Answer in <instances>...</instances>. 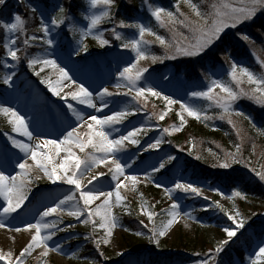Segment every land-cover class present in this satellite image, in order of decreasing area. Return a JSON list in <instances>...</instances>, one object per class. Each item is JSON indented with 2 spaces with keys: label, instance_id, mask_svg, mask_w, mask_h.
<instances>
[{
  "label": "rangeland",
  "instance_id": "rangeland-1",
  "mask_svg": "<svg viewBox=\"0 0 264 264\" xmlns=\"http://www.w3.org/2000/svg\"><path fill=\"white\" fill-rule=\"evenodd\" d=\"M83 1L86 9L80 13L81 17L79 20L70 14L72 18L71 25L66 20L65 24L59 29H53L51 35L54 38V44L52 46L44 45L42 40H38L34 46L27 49L26 55L23 51L18 53L21 57L18 63L7 56V49L4 46L7 39L15 37H9L5 30L0 27V107L12 108L22 115L29 126V130L33 132L34 136H38L40 140H56L57 143L63 140L66 132L70 131L72 127H76L79 130L82 139H87V127L86 125L84 127L80 126V122L75 119L72 112L68 109L69 103L77 111H80L89 123H91V115H95L98 119H103L106 115H113L116 111L132 112L133 114L129 115L122 123L113 125L110 128L106 127L105 131L110 133V138L119 139L122 135H127L129 131L135 128L147 130L146 133L142 131L135 137V139L139 140V144H131L125 141L122 150L116 153V158L125 165V175L139 177V183L135 186V191L131 190L132 186L127 181L125 183L129 187L121 188V195L125 199L119 206L111 208V213L118 217L119 223L113 230V236L110 238L111 242L108 245H101L98 250L93 239H86V237L93 236L95 239H99L104 235V230L98 226L100 223L99 217H93L97 221V227L95 233H93L91 223L84 225L80 220H76L65 213L62 214L63 223L59 226L66 230L57 232L47 242L50 249L59 250L52 251L47 257H43L40 255L43 249H37L31 256L25 258V264H141L143 260L150 259V256L160 258L159 264H164V261H167L163 259L164 257L171 258L168 259L171 260L170 264H200V261L205 259L209 260V264H213V261H215V264H227L230 255L234 257L235 248L242 246L245 237L254 236L255 231H258L257 226L262 227L259 230L264 229V202L245 194V199L239 197L234 198V201L227 199L232 193L222 191L220 184H217L218 174L226 176L229 172L236 173L238 168L243 170L247 164L254 166L255 160L249 154L241 157L239 153L240 163H233L227 169L213 167L217 163V157L220 158V162H223L225 155L212 148H204L200 150L202 151L201 153L199 146L195 144L196 141L188 140L187 136H185L182 145L177 147L172 139L183 134L187 128H195L197 130L208 128L215 131L217 129V121L227 124L226 126L234 130L237 135V132L243 129L242 123H245L244 120H246L244 118L238 120L235 115L238 112L237 103L241 97L233 102L230 109L233 113L231 118L236 124V128H233L227 122V118L223 120L219 118L222 109L217 107L213 101L192 97L191 92L207 91L211 86L212 80H221L228 83L234 91H239V89L231 81V78L228 82L223 77L221 70H219L220 73L218 74H212V79L209 81H206L204 74H201V78L195 75V61L200 64V59L197 58H203V54L201 57L177 56L176 59H165L162 63L158 62L155 64H152L150 60H142L137 64L136 53L131 49L123 48L122 42L115 40L111 34V29L118 25L119 20L127 18L123 13H120V16L118 15L117 3L113 1V4L107 8L101 4L93 9L90 8L89 0ZM223 2H231L234 6H238V0H217V4L213 3V5H219ZM63 3L64 0H6L5 5L0 6V21L12 22L15 14H19L26 21L25 34H16L18 36L16 47L23 50L25 46L22 42L26 36L35 34L37 37H42V32L37 31L41 20L50 24L51 19L57 15ZM144 4L151 15L148 0H144ZM178 4L180 11L189 20L195 21L198 19L183 0H179ZM103 10L109 11V17L102 21L91 34L82 36V33H87V27L90 23V20L85 17H90L93 13L98 14ZM213 12L214 9L211 8L208 15ZM173 13L177 19H184L176 9ZM201 13L204 16L207 15L202 11ZM153 18L156 20L155 17ZM135 23L146 25L145 22L139 19ZM157 24L160 28L173 26L169 24L167 27H161L158 21ZM70 27L72 30H70ZM176 27H181L180 30L185 28L180 24H176ZM160 28L159 31L152 30L159 35ZM231 29L236 28L225 29L223 34H226ZM130 30L136 29H121L117 27V31L121 32L125 37H129ZM66 31L71 33V40H68L71 35L68 36L66 34L64 36ZM100 33H103L104 39L109 40V44L104 47H100L98 41L93 38ZM130 38L138 39V31L132 32ZM145 39L154 41L155 37L146 35ZM81 42L87 45L88 51L80 52L77 55L76 49L80 47ZM155 45H159V43L147 45L148 54L159 56L155 54ZM33 56L55 60L72 77V81L63 82L64 87L62 90L57 86L58 91H60L59 95L54 94L47 83L41 82L45 80L56 85L57 80L60 78L58 69L43 65H36L30 68L27 61ZM6 64L8 67L5 66ZM133 64H137V67H148L149 69L138 81L137 87H152L156 91L161 92L162 95L170 96L180 103L191 105L196 109L199 103L207 104L205 108L214 113V115L205 114L207 112L199 110L201 119L196 120L185 114L186 122L182 129L171 132L173 126H179L180 124L179 117L176 115L180 111L179 104L166 106L162 99L148 94L141 98V103H137V101L133 100L132 95H125L128 92V88L124 86L127 85V81L120 77V72L125 67H131ZM201 66L199 68L202 69ZM41 67H43V71H41ZM132 71L134 74L136 69ZM37 72L40 75H37ZM12 73H15V75H12ZM190 74L193 75V82L189 84L188 78ZM9 75H12L9 84L3 83V80ZM244 79L246 80V78ZM76 84H82L92 93L93 102L100 111L81 105L71 99L68 93L76 91ZM117 84L122 85V87L117 88ZM244 84L249 85L245 82L240 85V88ZM69 85L71 86L69 87ZM251 86L254 87V85ZM104 88H107L110 92L117 93L111 97L104 98L108 103L107 107L103 106L99 98V93ZM216 92L219 93L220 90L216 89ZM220 95L224 94L220 93ZM144 104H147L146 108ZM137 108L140 110L137 111ZM162 110L167 111L163 121L159 120L158 116H152L153 112L159 114ZM204 116L212 118L205 120ZM9 118L0 114V172H3L5 176L11 177L20 173L18 164L23 162L24 154L13 147L9 137L22 140L25 143H34V141H29L26 136H20L18 133L12 132L11 125L7 122ZM210 121L212 123H209ZM247 122L249 121L247 120ZM164 128H169L171 135L163 132ZM255 131L257 134L262 135L259 128H255ZM157 139L162 140L159 148H150L149 145L155 143ZM172 144L175 148L172 147ZM166 145L169 146L166 147ZM233 148L236 147H229L228 153H236ZM71 150L80 156L81 159L85 157L86 153L97 157L102 155L101 153H94L90 147L85 149L84 153H81L75 145L71 146ZM45 151H48L47 147ZM65 155V152H61L60 157L56 158V162H62V158ZM197 155L201 159L197 160ZM169 156H174L175 159L171 163H167L160 172H154L153 167H158ZM187 160L188 162H191V160L197 162L196 165L198 163L208 165L209 167L206 170L207 177H203L202 170H200L202 175H197L195 170L191 168L185 171ZM170 168L171 170H169ZM100 172L107 174V167L104 164L94 167L91 174L86 173L82 183L87 185V179L90 178V175ZM148 174L152 175L151 181L144 179ZM37 175L41 178L33 180L27 193V199L15 212L3 215V208L8 205L0 197V221H3L5 225L0 228V252L7 253L12 251L14 256H18L21 249L29 241L30 233L26 231L17 233L15 231L16 228L25 229L28 223H36L43 211L49 207H55L56 203L63 199L65 195L75 192L77 200H79V191L73 185L65 184L62 181L52 183L43 176V173L38 171L32 173L33 177ZM176 182L191 183L201 188L203 194L195 196L177 190L172 194L173 199L169 200L164 193V189L174 188ZM115 183V181L111 180L110 174H107L100 176L98 180H94L91 185H87V188L114 192ZM156 184H160L161 187H156ZM141 193L143 194V200L147 202L145 205L146 209L156 213L151 222L148 221L146 215L141 214ZM205 196L208 199H204ZM102 199L94 201L90 205V210L94 212ZM214 201H219L230 213H232L233 203H235L236 209L241 213L237 220H244V226L238 227V223L229 220L223 212L215 207ZM172 202L180 205L179 211L181 215L177 222L168 230V233L160 238V244L157 246L155 243L150 242L148 237L151 235L153 226L160 227L162 223H166L170 219L167 213ZM70 203L76 204L77 201ZM79 205L83 207V202L79 201ZM152 205H155V207H152ZM64 207L67 209L68 206ZM185 213H191L192 218L186 217ZM125 217L136 219L139 222L140 229L133 231L127 228L124 223ZM60 218L53 214L50 217H46L45 221L48 222ZM84 218L81 217V220ZM254 220L257 222L255 226L253 225ZM70 225H74V227H69ZM224 228L235 231L236 235L229 238L226 232L223 231ZM137 232H142L143 235L138 236L135 234ZM43 234H47V232ZM223 240H227L228 244L224 246V250L217 256L215 249ZM90 247L93 250H90ZM260 247H264V236L260 240L255 237L254 243L247 247L245 264H251L256 259V253ZM100 251H103L104 256L100 255ZM179 258L184 260L183 263L176 262ZM0 264H6V261H0ZM232 264H239V262L233 260ZM259 264H264V261H260Z\"/></svg>",
  "mask_w": 264,
  "mask_h": 264
},
{
  "label": "snow or ice",
  "instance_id": "snow-or-ice-1",
  "mask_svg": "<svg viewBox=\"0 0 264 264\" xmlns=\"http://www.w3.org/2000/svg\"><path fill=\"white\" fill-rule=\"evenodd\" d=\"M183 2L191 9L194 16L198 18L197 20H189L188 17L180 11L179 4L176 6V11L179 12L180 16H183L184 19H177L172 11H166L163 7H153L149 5V9L151 15L155 17L161 27H167L169 24L175 27L176 24H180L183 27L188 28V30L194 34L191 40L187 36H184L183 33H179L182 40H175L174 36V42H169L164 37L157 35L152 28L144 24H128L123 20L119 21L118 25L111 29V34L114 36L115 40L122 42L123 48L131 49L136 53L137 64L142 60H150L152 64L158 62L162 63L165 59H176L177 56L201 57L202 54L209 55L212 46L216 41L222 38L225 29L236 28L238 25H242L246 21L252 20L259 10L264 9V0H238V6H234L231 2H223L219 5H213L214 12L206 17L201 13L198 5L193 3L192 0H183ZM5 3L6 0H0V6L5 5ZM89 4L90 8L93 9L101 4L107 8L113 4V0H89ZM109 15L110 13L108 10H103L98 14L93 13L90 17H85L90 20V23L87 27V33H82V36L91 34L102 21L109 17ZM66 20L71 25L72 18L66 15V10L63 7H60L57 15L51 19L50 24L41 20L40 27L37 31L42 32V37H37L35 34L26 36L22 42L25 46L23 50L16 47L18 40L16 34H25L26 21L19 14L14 15L12 22L0 21V27L5 30L9 37H15L7 39V42L4 45L7 49V56L10 57L12 61L18 63L21 59L18 53L23 51L26 55L27 49L34 46L38 40H42L44 45L49 47L52 46L54 44V38L51 35L53 29H59L65 24ZM117 27L134 28L138 31L139 38H126L121 32L117 31ZM70 30H72L71 27ZM169 30L172 31L171 28ZM146 35L154 36V41L145 39ZM93 38L98 41L100 47L109 44V40L103 38V33L95 35ZM242 38L247 40L248 36L245 35ZM151 43H159V45L165 49V55L163 57L149 55L147 45ZM87 51V45L81 42L80 47L76 49V54L79 55L80 52ZM27 62L30 68L36 65H43L58 69L60 78L57 80L56 85H53L49 81H41L42 83H47L50 90L56 95L60 94L57 86L62 90L64 87V81H72V77L69 73L65 71L63 67H60L55 60L33 56L28 59ZM137 64H133L131 67H125L124 70L120 72V77L127 81V85L124 86L128 88V92L125 93V95H132L133 100L137 101V103H141V98L148 94L162 99L166 106L179 104L180 111L177 112L176 115L179 117L180 124L179 126H173L171 132L180 131L182 129L186 122L185 114L196 120L201 119V112L191 105L180 103L178 100H175L170 96L162 95L161 92L156 91L152 87H137L138 81L141 80L144 73L149 71L148 67H137ZM5 66L8 67L7 64ZM261 67H264V61H261ZM133 69H136L134 74L132 71ZM41 71H43V67H41ZM36 74L40 75L39 72ZM12 75H15V73H12ZM12 75L7 76L3 80V83L9 84ZM228 75L231 77V81L235 83L239 91H234L228 83L221 80H212L211 86L207 91H192L191 96L213 101L217 107L222 109L219 118L222 120L227 118V122L231 124L233 128H236V124L231 118L233 113L230 111L233 102L241 96H247L249 99H255L258 102L264 103V74L257 76L248 68L240 67L236 63H232ZM244 78H246V80ZM245 82L249 85H254V87L249 91H245L243 88H240V85ZM70 86L71 85H69V87ZM116 87L120 88L122 85L117 84ZM216 89H219L220 92L217 93ZM220 93H223L224 95H220ZM116 94L117 93L110 92L107 88H104L103 91L99 93V98L103 106H108L107 101L104 99L105 97H111ZM68 95L71 96L72 100L77 101V103L86 105L96 111H100L97 105L93 102L92 93L82 84H76V91H70ZM144 107L146 108L147 104H144ZM153 107H155V105H153ZM68 109L72 112L75 119L80 122L81 127L86 125L88 130L86 140L81 138L80 132L76 127H72L70 131H67L63 140L59 141V143H57L56 140H40L38 136H34L33 132L29 130V126L22 115L12 108L0 107V114L10 117L7 122L11 125V131L18 133L20 136H26L29 141H34V143H25L22 140H17L11 136L9 137L13 147L19 149V151L24 154V158L23 162L18 164L20 173H18L17 176L9 177L5 176L3 172H0V197H2L8 205L3 208V215L13 213L21 207L27 199V193L33 180L41 178L39 175L35 177L32 176V173L36 171L43 173V176L52 183L62 181L65 184L73 185L75 189L79 191V200H77L75 192L65 195L63 199L56 203L55 207H49L47 210L43 211L40 214V219L36 223H28L25 229L16 228L15 231L17 233L21 231L29 232L30 239L21 249L18 256H14L12 251H8L7 253L0 252V261H6V264H25V258L31 256L37 249H43V251L40 252V255L43 257H47L52 251L59 250L50 249L47 242L50 241L57 232L66 230L59 226L63 223L62 214L65 213L76 220H80L84 225L91 223L93 233H95L97 227V221L93 217H99L100 223L98 226L104 230V235L99 239H95L94 236L86 237V239H93L98 250L101 248V245H108L111 242L110 238L113 236V230L119 223L118 217L111 213V208L119 206L125 199V197L121 195V188L129 187L125 181L130 182V185L132 186L131 190L133 191H135V186L139 183V177L125 175V165L116 158V153L122 150L125 141H128L131 144H139V140L135 139V137L142 131L146 133L147 130L135 128L134 130L129 131L127 135H122L119 139L110 138V133L105 131L106 127L110 128L113 125L122 123L123 120L133 113L130 111H116L113 115H106L103 119H98L95 115H91V123H89L88 120L85 119V116L80 111H77L71 103L68 104ZM136 110L139 111L140 109L137 108ZM166 115L167 111L163 110L159 114L156 112L152 113L153 117L158 116V119L161 121L165 119ZM235 115L243 116L244 114L242 112H236ZM203 118L208 120L212 117L204 116ZM244 118L248 119L246 116ZM163 132L171 135L169 128H164ZM237 135H240L239 131L237 132ZM161 143L162 140L157 139L155 143L150 144L149 147L156 149L159 148ZM72 145H75L81 153H84L85 149L90 147L93 149L94 153H101L102 155L97 157L93 154L86 153L85 157L81 159L80 156L76 155L71 150ZM46 147L48 148V151H45ZM209 151H211V149H209ZM61 152H65L66 155L62 158V162L57 163L56 158L60 157ZM239 153L240 145H236V153H226L223 162H220V158L217 157V163L214 164L213 167L227 169L230 168L233 163H240V158L238 156ZM189 154L191 155V153ZM174 159V156H169L167 160L161 162L158 167L154 166L153 171L160 172L161 169L165 168L167 163H171ZM196 159L199 160L201 157L197 155ZM100 164H104L107 167V174H110L111 180L116 182L114 192H105L103 190L87 188V185H91L92 182L98 180L100 176L107 175L104 172L90 175V178L87 179V185L82 183L85 174H91L92 169L98 167ZM253 171L256 172V175L261 181H264V170L256 171V169L253 168ZM144 179L146 181H151L152 175L148 174ZM155 186L158 188L161 187L160 184H156ZM177 190L195 196H201L203 194L201 188L194 186L191 183L180 182H176L174 188H165L164 193L169 200H172V194ZM140 197L142 201L141 214L146 215L148 221L151 222L156 213L146 209L145 205L147 202L143 200L142 193L140 194ZM236 197L241 199L246 198L242 191L234 190L232 191L231 196L227 197V199L234 201V198ZM101 198L103 199L101 203L96 206L95 211L93 212L90 210V205H92L94 201L101 200ZM204 199H208V197L205 196ZM72 201H77V203L71 204L70 202ZM79 201L83 202V207L79 205ZM213 203L229 220L238 223V227L244 226V220H237V218L241 216V213L236 209L235 203H233L232 213H230L229 210L219 201H214ZM66 205L68 206L67 209L64 207ZM152 207H155V205H152ZM179 209L180 205L178 203L172 202L170 204V210L167 213L168 216H170V219H168L166 223H162V226L160 227H152L151 235L148 237L150 242L159 246L160 238L168 233V230L180 217L181 214ZM53 214H56L61 218L46 222L45 218L50 217ZM129 214L131 213L129 212ZM184 215L188 218H192L191 213H185ZM81 217L85 218L81 220ZM141 223H143V221H141ZM4 226V222L0 221V228ZM185 226L187 227V225ZM69 227H74V225H70ZM145 227H147V225H145ZM223 231L226 232L229 238L236 235L235 231L229 230L228 228H224ZM44 232H47V234H43ZM135 234L138 236L143 235L142 232H137ZM227 244V240H223L219 243L215 249L217 256L224 250V246ZM100 255L104 256L103 251H100ZM197 255L199 254L197 253ZM260 261H264V247L259 248V251L256 253V259L253 260L251 264H259ZM200 264H209V260H202L200 261ZM213 264H215V261H213Z\"/></svg>",
  "mask_w": 264,
  "mask_h": 264
},
{
  "label": "trees",
  "instance_id": "trees-1",
  "mask_svg": "<svg viewBox=\"0 0 264 264\" xmlns=\"http://www.w3.org/2000/svg\"><path fill=\"white\" fill-rule=\"evenodd\" d=\"M113 1L117 3L118 15L120 16V13L126 15L127 18L123 20L125 23L134 24L137 19H139L145 22L150 28L159 31L160 27L157 21L149 14L144 0ZM178 2L179 0H148L149 5L163 7L172 12L176 9ZM192 2L196 3L200 10L207 14L206 16H209L208 13L210 9L213 8V3L217 4V0H192ZM83 5L82 0H64L62 7L72 15H78ZM170 28L172 31L169 30ZM180 28L181 27L175 28L173 26L160 28L159 35L169 42H174V36L175 40H182L179 33H183V35L187 36L190 40L193 38L194 34L192 32L185 28L180 30ZM132 32H129V37L126 36V38H130ZM245 35L248 36L247 40L241 38ZM154 51L155 54L159 56L165 55V49L160 45H155ZM201 60L203 61L202 64L204 67L207 64L206 61L210 62V67L208 66L204 73L206 81L212 79L210 75L211 72L217 74L219 70H221L223 77L229 82L231 77L228 73L232 63H236L240 67L248 68L257 76L264 74V67H261V61H264V9L259 10L252 20L246 21L244 24L237 26L236 29H231L226 34H223L222 38L216 41L215 45L211 48L209 55H204ZM197 72L202 73L201 71ZM191 80L192 78L190 77L189 83H191ZM252 87L253 86L247 84L242 86L245 91H249ZM206 105L207 104L199 103V109H197L202 112H207L205 114L214 115V113L205 108ZM237 111L244 114L243 116H237L238 120H241L245 116L248 117V119L244 120L245 123H242L243 129L240 130L239 137L235 134L234 130L226 126L227 124L217 121V129L215 131L209 130L208 128L204 130L187 128L183 134L175 137L172 141L175 143L176 147L181 146L185 136H187L188 140L192 142L196 141L195 144L199 146V151L204 148H212L223 155L229 152V147L240 145L241 157L248 154L251 155L255 160V165L247 164L243 170L238 168L236 173L229 172L226 176L218 174L219 178L217 179V184H220V187L227 192L240 190L243 194L253 196L264 202V181H261L256 175V172L253 171V168H255L256 171L264 170V134L259 135L255 131V128H259L260 131L264 133V103L258 102L255 99H249L247 96H241L237 103ZM247 120L249 122H247ZM209 123H212V121ZM172 147L175 148L173 144ZM233 149L236 151V148ZM200 152L202 153V151ZM196 164L197 162L193 160H191V162L187 160L188 168L194 169L197 175H202L200 172V170H202L203 177H207L206 170L209 166L204 163ZM124 223L130 230L138 231L140 229L139 222L134 218L125 217ZM253 225H257V222H254ZM257 227L258 231H255L254 237L260 240L264 236V229L259 230V228L262 227ZM245 240H247L249 245L253 243V237L245 238ZM89 249L93 250L92 247ZM242 251L243 250L240 252ZM163 259L167 260L164 261V264L171 263V260H168L171 259L170 257H164ZM183 261L182 258H179L176 262L183 263ZM159 263L160 258H154L153 256H150V259H145L142 262V264Z\"/></svg>",
  "mask_w": 264,
  "mask_h": 264
}]
</instances>
